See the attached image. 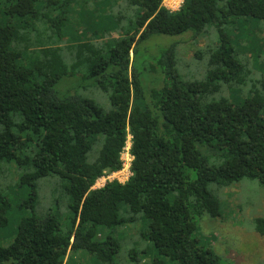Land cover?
<instances>
[{
	"label": "trees",
	"instance_id": "trees-1",
	"mask_svg": "<svg viewBox=\"0 0 264 264\" xmlns=\"http://www.w3.org/2000/svg\"><path fill=\"white\" fill-rule=\"evenodd\" d=\"M89 2L110 20L66 47L74 56L68 64L62 40L74 8L86 11ZM3 5L0 165L16 163L32 172L20 176V184L30 186L31 215L20 220L14 240L0 247V264H64L78 250L98 264H114L119 245L111 234L126 222L121 204L147 220L145 236L158 254L151 264H220L194 237L200 218L220 217V201L208 185L228 187L246 178L264 186V75L239 103L220 95L225 86L246 85L250 74L224 26L264 21V0H183L175 12L161 0ZM207 28L216 30L219 41L194 53L198 61L206 56L201 80L179 77L176 44L147 53L156 46L148 44L154 36L190 32L202 38ZM114 30L118 36L111 35ZM78 70L107 96V111L93 100L58 94L57 85ZM128 134L132 176L92 190L104 172L120 169ZM49 176L67 183L70 218L63 236L54 216L34 213V183ZM9 208L2 198L0 227ZM254 227L264 240V218L255 219ZM101 228L110 232L104 239H98Z\"/></svg>",
	"mask_w": 264,
	"mask_h": 264
},
{
	"label": "rangeland",
	"instance_id": "rangeland-1",
	"mask_svg": "<svg viewBox=\"0 0 264 264\" xmlns=\"http://www.w3.org/2000/svg\"><path fill=\"white\" fill-rule=\"evenodd\" d=\"M3 4L4 0H0V18L6 20ZM73 13L75 16L70 17L66 36L61 44L65 47L62 55L68 64L73 62L74 56L66 47L90 38L92 29H96L102 21L109 18V13L92 2L88 3L86 11H79L75 7ZM207 29L202 38L194 37L190 32L177 37L154 36L148 44L156 46H143L141 55H146L143 54L145 48L147 53L156 54L162 46L176 44V69L179 77L186 81L201 80L205 77L206 56L203 55L202 60L198 61L194 53L219 41L216 30ZM224 32L231 37L233 47L240 52L241 62L250 71L246 85L230 88L225 86L220 94L233 103H239L249 96V91L253 86L257 87V81L264 75V21L239 20L235 25L224 26ZM111 35L118 36V30H114ZM190 35L194 38L190 39ZM56 89L60 96L90 99L102 109H109L107 96L97 88L93 79L84 78L80 70L65 77ZM27 172L32 170L19 169L16 163L0 165V203L1 199L6 197L10 204L7 224L0 227V247L8 246L14 240L20 220L31 215L29 205L26 204L30 197V186L20 184V176ZM34 184L35 215L54 216L58 221L59 235H65L70 218V198L65 192L67 183L56 176H49L38 179ZM95 184L92 190L96 189L100 182ZM208 189L220 201V217L211 219L205 215L197 221L194 237L199 245L211 250L219 258L220 264H264V240L256 233L254 227L255 219L264 218V186L256 180L244 178L228 187L210 184ZM119 216L126 222L111 234L119 245L114 264H151L158 254L145 236L147 220L142 214L131 215L124 204L119 206ZM109 234L108 230L101 228L98 239H104ZM164 261L165 264H175L167 259ZM64 264H98V260L84 250H78L68 253Z\"/></svg>",
	"mask_w": 264,
	"mask_h": 264
},
{
	"label": "built area",
	"instance_id": "built-area-1",
	"mask_svg": "<svg viewBox=\"0 0 264 264\" xmlns=\"http://www.w3.org/2000/svg\"><path fill=\"white\" fill-rule=\"evenodd\" d=\"M183 3V0H161V6L170 12L178 11ZM131 150V136L128 134L124 147L122 148L119 160L120 169L115 172H104L103 175L96 180V184L100 182V185L96 188H102L105 184L116 181L119 184L126 183L132 176L131 164L133 157L130 153ZM95 184V185H96Z\"/></svg>",
	"mask_w": 264,
	"mask_h": 264
}]
</instances>
